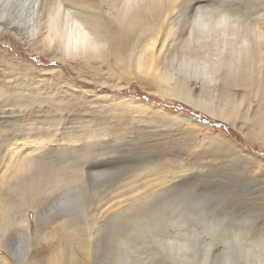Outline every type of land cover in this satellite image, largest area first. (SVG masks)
Masks as SVG:
<instances>
[{"label": "rangeland", "instance_id": "rangeland-1", "mask_svg": "<svg viewBox=\"0 0 264 264\" xmlns=\"http://www.w3.org/2000/svg\"><path fill=\"white\" fill-rule=\"evenodd\" d=\"M131 1H122L121 6L115 0L111 2L112 11L115 6L119 7V10L115 9L118 11L115 20L119 27L116 32L110 31L114 17L105 7L107 3H98L92 13L98 21L97 30H102L101 34L97 30L95 32L98 40L95 39L87 50L70 48L69 56L60 60L61 47L55 44L50 48L43 40L47 29V15L43 13L45 6L41 5L42 11L30 16L28 34L16 35L12 29V16L4 11L8 0H0V99L13 92L22 95L21 99L26 103L30 102V107L17 121V126L22 129L8 137H12L9 141L12 140L0 154V205L6 199L7 188L17 178L14 171L19 158L40 156L52 164H71L72 169H81L85 164L79 163L76 153L82 147L108 142L118 150L113 156L115 166L111 173L92 178L95 179L94 184L81 204H55L43 212L45 214L40 223L39 214L30 209V244L33 245L30 259L38 264H53L55 255L47 249L50 244L59 243L56 240L60 234L56 229L64 220L61 214L78 218L87 206L92 212L91 219L97 220L101 217V210L107 207L122 212L128 202L118 204L120 200L132 199L133 202L135 196L149 197L160 188L164 189L158 196L160 202L157 206L154 203L155 206L148 207V210L157 213L156 217L151 214L150 218H160V245L166 240L188 239L195 250V264H202L205 257L207 261L204 264H233L234 255L242 251L241 237L245 234L246 224H242L238 231L233 230L231 240L226 242L227 251L214 252L218 244L215 241L205 242L204 238L227 233V225L234 223L236 217L264 215V139L249 136L259 100L247 98L242 109L250 105L249 121L238 118L233 126L161 91L146 73L140 76L141 79L131 76L124 59L128 57V37L133 36L130 30L140 19L158 22L165 0ZM224 1L234 0H183V8L184 12L192 13L203 4L217 6L220 11L237 7L228 6ZM239 11L242 23H251L255 32L264 26L263 1L257 6L241 5ZM90 23L96 24L91 20ZM221 83L218 82V86ZM189 86L195 96L201 93V82L191 79ZM232 91L238 92L239 98L246 94L243 87ZM128 98L146 104L148 109L138 112L136 106L132 109L135 112L113 118L114 114L110 112L112 106L131 103ZM118 112L114 113L118 115ZM167 112L190 116L198 123L176 124ZM105 126L110 129L108 135L94 134ZM137 141L146 143L149 151L136 145ZM14 149L19 152L17 161L14 158L11 160ZM147 163L158 167L157 170L141 166ZM186 186H196L198 194L212 193L217 198L216 213L209 214L205 202H193L187 193L182 194L180 189ZM45 200H49L48 196ZM135 212L125 211L123 216L112 220V226L101 233V242L96 244L97 248L100 247L99 254L89 258L88 262L80 260L79 256L66 261L70 264L172 263L164 258L161 247L160 258L156 259L152 254L137 258L119 251L118 236L125 229H134L132 217ZM16 227L23 229V226ZM39 227L41 230L37 237ZM239 233L240 236H237ZM1 240L0 257L6 256L7 263L17 264L23 255L25 240L15 232L12 235L8 233ZM248 255L256 257L257 264L264 259L259 249H248Z\"/></svg>", "mask_w": 264, "mask_h": 264}, {"label": "bare ground", "instance_id": "bare-ground-1", "mask_svg": "<svg viewBox=\"0 0 264 264\" xmlns=\"http://www.w3.org/2000/svg\"><path fill=\"white\" fill-rule=\"evenodd\" d=\"M98 1L101 4L102 2L107 3L105 7L113 14L114 20H111L110 31H118L119 27L115 16L119 7L115 6L112 11V0ZM115 1L121 6L122 1L129 3L130 0ZM262 1L264 3V0L224 1L228 6H237L232 8L235 10L234 12L230 11L232 9L225 8L220 11L217 6L203 4L192 13H186L183 8V0H165L164 10L161 17L159 15L158 22H145L140 19L130 30V34L133 36L128 37L127 40L129 44L128 57H123L129 65V73L137 79H141L140 76L146 73L153 78L154 84H157L161 91L181 99L196 109L205 111L214 118L229 122L233 126L238 118L244 122L249 121L250 105L242 109L243 103L247 98H258L259 107L252 121L249 136L264 139V26L255 32L251 23H242V13L239 11L241 5L257 6L258 4L262 5ZM98 3L95 0H8L4 11L12 16L11 24L14 26L12 29L17 33L16 35H24L29 32L27 25L28 20L31 19L30 16L40 13L41 5L45 6L43 13L47 15V29L43 40H46V45L50 48L55 44L56 47H61L62 52L58 58L64 60V57L69 56L70 48L79 47L87 50L98 40L95 34L98 21L92 16ZM116 8L117 10H115ZM90 20L91 22L95 21L96 24H91ZM97 31L101 34L102 30ZM146 64L148 66L145 71ZM191 79L201 82V93L198 96L194 95L192 87L189 86ZM218 82H222V85L218 86ZM238 87H243L246 90V94L242 98H239L238 92L232 91ZM21 98L22 95H15L11 92L0 99V154L12 140L9 141L12 137H8L16 131L19 132L21 127L17 126V121L22 113L30 107L28 104L30 102L26 103ZM128 101L131 103L112 106L110 112L112 111L111 113L114 114L113 118L135 112L132 109L136 106L138 112L148 109L146 104L139 101L134 102L130 98ZM116 110H119L118 115L114 113ZM167 113L169 118L173 117L176 124L198 123L194 122L190 116ZM97 117L99 118V116ZM40 126L42 127V125ZM108 129V126L102 127L101 130L97 129L98 132L95 131L94 134L106 135L107 133L108 135ZM139 136L141 137V135ZM97 144L77 150L79 163L85 164L81 169H72L71 164L70 166L52 164L50 160L48 162V159L40 156H26L18 159L19 164L14 171L17 178L9 187L7 186L6 199L0 205V245H2L1 239L8 233L9 235L14 232L18 233L25 240L23 255L19 257L17 264H38L36 260L33 261L29 258L33 248V245L30 244L32 227L29 221L30 209L36 210L39 214L40 223V218L45 214L43 212L55 204H81L94 184L95 179L92 178L111 173V169L115 166L113 156L117 154L118 150L113 149L108 142H102L96 146ZM136 145L149 151L146 143L137 141ZM18 157V150H12L11 160L14 158V161H17ZM144 165L147 166L144 167ZM141 166L148 169L151 167L149 163ZM157 168L152 166L150 169L157 170ZM154 191L149 197L138 198L135 196L133 202L132 199L120 200L118 204L128 202L122 212L114 210L113 207H107V209L101 210V217L97 220L91 219L92 212L87 206L84 207L78 218L61 214V218L63 217L64 220L56 229V232L58 231L60 234L56 240L59 243L57 245L50 244L49 247L46 245L47 251L55 255L53 264H70L66 259L71 260V257L75 256L88 262L89 258H92L96 253L99 254L100 247L97 248L96 244L101 242V233L107 227H111L112 220L117 216H123L125 211L136 212L132 217L134 229L132 231L125 229L123 234L117 235L118 248L121 253L137 258H145L147 254H152L156 259V257L160 258L161 247L164 258L172 262L167 264H195L193 258L196 254L190 240H166L160 245V218H150L156 217L157 213L148 210V207L150 205L153 207L155 204L157 206L160 202L158 196L164 189L159 188ZM47 196L49 200H45ZM151 214L153 215L151 216ZM16 226H23V229ZM13 227L14 229L11 230ZM38 230L37 237L41 228L39 227ZM237 236H240V233ZM255 259L257 258L255 257ZM6 260V256L0 257V264H11ZM206 261L207 257L201 262L204 264ZM81 263L83 262L81 261ZM160 263L164 264L162 261Z\"/></svg>", "mask_w": 264, "mask_h": 264}, {"label": "clouds", "instance_id": "clouds-1", "mask_svg": "<svg viewBox=\"0 0 264 264\" xmlns=\"http://www.w3.org/2000/svg\"><path fill=\"white\" fill-rule=\"evenodd\" d=\"M180 192L187 193L193 202H205L209 214L216 213L217 198L212 193L198 194L196 186L183 187ZM242 224H246L245 234L241 237L242 251L234 255L233 264H257L255 257L248 255V249L253 251L259 249L261 255L264 256V215L246 214L236 217L234 223L227 225V233H220L216 237L205 236L204 240L205 242L215 241L218 244L214 252L227 251L226 242L231 240L233 230L238 231ZM260 264H264V259L260 261Z\"/></svg>", "mask_w": 264, "mask_h": 264}]
</instances>
